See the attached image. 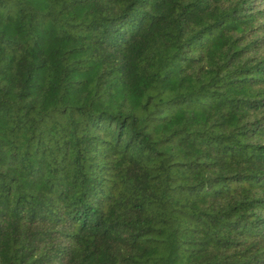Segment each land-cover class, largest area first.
<instances>
[{"label":"trees","instance_id":"1","mask_svg":"<svg viewBox=\"0 0 264 264\" xmlns=\"http://www.w3.org/2000/svg\"><path fill=\"white\" fill-rule=\"evenodd\" d=\"M0 264H264V0H0Z\"/></svg>","mask_w":264,"mask_h":264}]
</instances>
